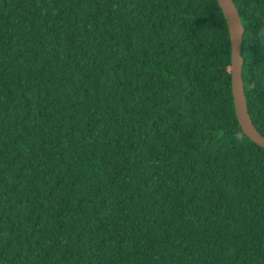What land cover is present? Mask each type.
I'll list each match as a JSON object with an SVG mask.
<instances>
[{
    "label": "trees",
    "instance_id": "obj_1",
    "mask_svg": "<svg viewBox=\"0 0 264 264\" xmlns=\"http://www.w3.org/2000/svg\"><path fill=\"white\" fill-rule=\"evenodd\" d=\"M264 136V0H233ZM216 0H0V264H264Z\"/></svg>",
    "mask_w": 264,
    "mask_h": 264
},
{
    "label": "water",
    "instance_id": "obj_2",
    "mask_svg": "<svg viewBox=\"0 0 264 264\" xmlns=\"http://www.w3.org/2000/svg\"><path fill=\"white\" fill-rule=\"evenodd\" d=\"M226 20L231 45V90L234 112L243 132L252 142L264 148L262 136L253 124L246 104L244 82L242 78L243 26L233 0H216Z\"/></svg>",
    "mask_w": 264,
    "mask_h": 264
},
{
    "label": "clouds",
    "instance_id": "obj_3",
    "mask_svg": "<svg viewBox=\"0 0 264 264\" xmlns=\"http://www.w3.org/2000/svg\"><path fill=\"white\" fill-rule=\"evenodd\" d=\"M259 35L262 36V37H264V30H262Z\"/></svg>",
    "mask_w": 264,
    "mask_h": 264
}]
</instances>
